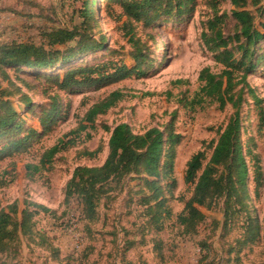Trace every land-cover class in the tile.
Returning a JSON list of instances; mask_svg holds the SVG:
<instances>
[{
    "label": "rangeland",
    "instance_id": "374dc122",
    "mask_svg": "<svg viewBox=\"0 0 264 264\" xmlns=\"http://www.w3.org/2000/svg\"><path fill=\"white\" fill-rule=\"evenodd\" d=\"M83 1L0 0V45L13 42L40 45L45 31L71 30L81 23L79 11ZM215 1L219 13L227 14L224 33L232 35L236 21L231 17L233 7L229 0H196L193 10L180 20L162 17L149 26L131 21L133 34L147 51V70L140 77L74 90L53 87L49 92L51 96L43 94V87L52 82L51 78L56 79L70 69L115 62L128 68L135 66L125 36V24L129 29L127 20L121 18L116 23L107 17L106 0H95V23L88 32L95 40L105 38L103 49L73 54L72 49L77 48V43L73 42L56 48L73 57L49 70L6 71L31 104L26 107L21 94L9 98L22 126L0 137V211L8 212L9 207L15 206V217L20 222L22 211L29 204H35L36 207L29 206V209L36 214L31 220V235L18 234V243L9 245L18 250L17 258L11 259L12 253L8 257L0 253V264H264V123L259 119L260 110L264 116V60L256 72L247 76L248 84L261 100L260 108L245 96L240 109L242 151L250 149L259 157L263 174L257 197L252 183L248 187L249 217L260 227L258 240L253 244L244 242L245 217L224 227L222 200L211 209L200 208L205 219L195 235L183 236L176 224L177 216L193 191V186L184 182L186 163L199 151H205L209 159L208 145L217 140L218 132L234 112L230 105L220 110L218 104L209 100L195 108L185 107L184 102L200 88L198 75L202 69L209 68L215 74L222 70L202 36ZM263 5L264 0H261L259 6ZM247 10L256 16V27L260 30L261 17L255 8ZM258 49L261 53L264 41ZM0 84L2 88L7 87V81H2L1 76ZM112 92H120L122 98L105 114L98 115L93 123L87 122V111ZM52 101L57 114L43 129L40 118ZM171 119L181 141L174 160L176 185L170 194L166 191L170 216L163 220L161 231L152 230L149 218L143 213L134 174L122 182L119 190L101 199L96 222L89 223L82 218L76 200L65 202V186L74 169L100 166L105 161L110 136L106 127L112 129L123 123L139 135L151 128L164 130ZM25 137L22 148H3ZM60 140L73 142L43 165L41 161L46 151ZM85 151L99 152L90 159L83 156ZM28 166L38 167V170ZM128 244L132 245L129 249ZM55 250L59 255L57 261L53 260Z\"/></svg>",
    "mask_w": 264,
    "mask_h": 264
},
{
    "label": "trees",
    "instance_id": "16d2710c",
    "mask_svg": "<svg viewBox=\"0 0 264 264\" xmlns=\"http://www.w3.org/2000/svg\"><path fill=\"white\" fill-rule=\"evenodd\" d=\"M261 0H229L233 7L231 17L236 21L234 33L226 36L224 23L226 13H219L218 2L213 3V13L206 23L203 39H206L207 48L215 53V62L222 66L220 73L215 74L209 68L199 72L200 88L187 101L185 107H201L208 100L218 104L222 110L230 105L234 110L226 126L218 132L216 141H211L208 148L211 155L207 159L205 151L194 154L186 163L184 182L193 186L192 196L186 201L182 212L177 216L176 224L183 236H193L205 216L200 208L211 209L218 201L223 202L224 227L231 222L245 217L244 242L253 244L259 238L260 227L249 217L250 193L249 184L252 183L255 197L262 186V168L259 157L248 149L242 151L240 143V109L245 102V96L250 97L260 108L261 100L256 96L254 89L247 82V76L256 72V68L264 60V49L259 53V44L264 41V5L259 6ZM196 0H106L105 14L114 22L121 18L127 20L125 36L131 47V56L135 66L128 68L121 62L114 64H98L82 66L67 70L62 76L51 78V83L43 87V94L49 95L53 87L60 90H74L90 88L125 79L131 76L140 77L147 70V51L145 45L133 34L132 22H141L149 26L164 17L180 20L193 10ZM247 8H255L261 17L259 29L256 27V16ZM94 11L97 12L95 0L82 2L79 11L81 23L71 30L51 29L42 34L43 42L40 45L33 43H10L0 45V76L7 81V87L0 84V137L17 131L22 126L18 112L9 100L14 95L21 94V101L28 107L29 98L21 93L6 71L19 70H49L59 63H65L73 54H87L104 48L105 38L98 40L88 32L93 30L95 23ZM76 42V51L66 54L56 49ZM47 80H50L47 79ZM120 92H112L103 101L94 104L86 113L85 120L93 123L98 115L105 114L120 99ZM53 100V98H51ZM56 105L52 101L50 108L40 118L43 129L53 121L56 115ZM259 119L264 123L262 111ZM171 119L164 127L151 128L143 134H134L127 124H118L112 129L108 139V154L100 166H79L74 169L70 180L65 186V202L76 200L81 207V215L87 222L98 220V206L101 199L119 190L122 182L131 174L137 178L140 195L138 202L144 207V215L152 230L159 232L163 227V220L170 216L167 207V194L174 189L176 182L173 178L176 147L180 144L181 136L174 130ZM27 139H20L8 143L6 147L19 149ZM73 141L60 140L46 151L43 165L49 163L54 155L65 150ZM99 151L83 152L87 158H95ZM27 168L38 167L28 166ZM252 174V180H250ZM163 183L164 186H163ZM165 187V188H164ZM35 206V204H29ZM27 206L22 211L21 221L18 222L16 207H9V211H0V253L16 259L18 250L9 245L18 243V234L31 235V220L36 212ZM38 207V206H37ZM42 208V207H38ZM245 226V224H243ZM131 244V243H130ZM128 244L127 249L132 247ZM9 246V247H8ZM58 251H53V260H58ZM2 264H5L4 262ZM59 264V263H57Z\"/></svg>",
    "mask_w": 264,
    "mask_h": 264
},
{
    "label": "crops",
    "instance_id": "0c3cea01",
    "mask_svg": "<svg viewBox=\"0 0 264 264\" xmlns=\"http://www.w3.org/2000/svg\"><path fill=\"white\" fill-rule=\"evenodd\" d=\"M57 264V263H56Z\"/></svg>",
    "mask_w": 264,
    "mask_h": 264
}]
</instances>
